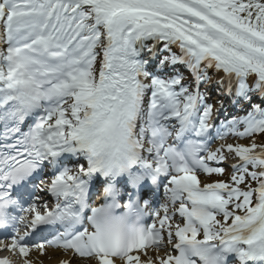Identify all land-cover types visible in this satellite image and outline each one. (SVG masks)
<instances>
[{
  "label": "snow or ice",
  "instance_id": "1",
  "mask_svg": "<svg viewBox=\"0 0 264 264\" xmlns=\"http://www.w3.org/2000/svg\"><path fill=\"white\" fill-rule=\"evenodd\" d=\"M148 41L165 42L161 71L189 67L194 90L148 70ZM209 69L235 79L238 102L264 98V0H0V121L12 140L0 145V252L22 264H44L49 249L59 264H264V107L213 137L199 91ZM230 135L248 143L212 147ZM229 157L227 180L201 179L223 176ZM125 172L134 184L169 178L130 238L102 230L90 207L95 174Z\"/></svg>",
  "mask_w": 264,
  "mask_h": 264
},
{
  "label": "clouds",
  "instance_id": "2",
  "mask_svg": "<svg viewBox=\"0 0 264 264\" xmlns=\"http://www.w3.org/2000/svg\"><path fill=\"white\" fill-rule=\"evenodd\" d=\"M114 171H119V169H114ZM147 177L150 178V176ZM130 180L134 184L131 178ZM142 181L135 184H139ZM90 207L99 209L96 219L101 222L102 230L108 233L116 234L121 238H130L142 227L140 221L143 215V205L137 204L135 201L129 202L127 208H124L118 199H112L103 204L92 203ZM120 208L124 210L118 212L117 210ZM8 258L11 259L10 257Z\"/></svg>",
  "mask_w": 264,
  "mask_h": 264
},
{
  "label": "bare ground",
  "instance_id": "3",
  "mask_svg": "<svg viewBox=\"0 0 264 264\" xmlns=\"http://www.w3.org/2000/svg\"><path fill=\"white\" fill-rule=\"evenodd\" d=\"M218 78H224V76L221 74L218 75ZM260 140H264V137H260ZM232 158V157H230ZM226 176V175H225ZM223 176H221L219 179H222ZM33 255H36L35 253H33ZM48 256L51 257L50 259L45 257L43 258L44 264H59V261L65 257H63L62 253H60L59 251H54L52 249L48 250Z\"/></svg>",
  "mask_w": 264,
  "mask_h": 264
},
{
  "label": "rangeland",
  "instance_id": "4",
  "mask_svg": "<svg viewBox=\"0 0 264 264\" xmlns=\"http://www.w3.org/2000/svg\"><path fill=\"white\" fill-rule=\"evenodd\" d=\"M247 143H248V142H247ZM247 143H246V144H247Z\"/></svg>",
  "mask_w": 264,
  "mask_h": 264
}]
</instances>
